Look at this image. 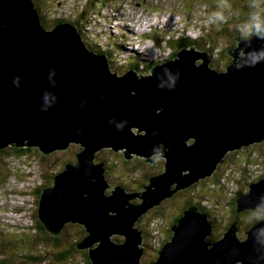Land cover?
<instances>
[{"label": "water", "instance_id": "water-1", "mask_svg": "<svg viewBox=\"0 0 264 264\" xmlns=\"http://www.w3.org/2000/svg\"><path fill=\"white\" fill-rule=\"evenodd\" d=\"M235 39L224 70L189 46L148 74L119 75L71 22L48 29L33 0H0V149L35 146L50 153L80 146L76 161L40 194L37 213L49 233L82 224L86 235L77 247L88 248L90 264H141L139 218L211 176L229 150L264 140V40ZM102 148L152 164L154 155L164 156L163 170L149 176L139 202L107 180L104 161L94 160ZM235 204L236 212L264 211V178L251 181ZM171 231L150 264H264V217L245 238L233 221L208 243L211 222L191 205Z\"/></svg>", "mask_w": 264, "mask_h": 264}, {"label": "rangeland", "instance_id": "rangeland-1", "mask_svg": "<svg viewBox=\"0 0 264 264\" xmlns=\"http://www.w3.org/2000/svg\"><path fill=\"white\" fill-rule=\"evenodd\" d=\"M94 1L97 3L94 4L96 9L91 12L86 11L85 14L92 22L88 27L92 29L94 26L95 30L101 33L102 41L111 35L119 42H123L121 52L114 51L110 59L108 58L111 70L117 71L119 75L129 69L131 63L128 61L135 60L131 58L135 55L140 58L141 63L144 62L139 64L141 65L138 69L139 74H148L151 68L146 66L147 63L153 62L155 66L163 60L173 58L174 52L182 48L183 43H186L189 37L190 41H194L200 50L212 48V53L209 54V65L215 69L224 70L226 62L230 61V56L224 51L233 47L228 46L232 40L231 35L235 34V27L248 18L244 16L249 15V0H228L232 7L225 11L226 22L220 25L212 24L210 21L206 23L210 14L218 10L219 0H91V3ZM86 2L87 0H52V3H44L48 7L46 18L49 20L57 17L63 18L73 13L80 15L79 12L83 11V5H86ZM101 2H104V5L100 4ZM240 16L244 17L243 22L240 21L243 18ZM212 40H215L213 47L210 46ZM79 149L78 144H71L65 149L43 153L37 147L32 146L19 159L13 156L11 151H8L9 154H0L1 174L2 172L6 174L8 170L9 176L4 181L0 178V226L2 230L0 233L2 236L21 240L26 238L27 233L35 227L33 215L37 213L40 194L43 188L52 184V182L48 183L51 174L62 170L64 163L72 162L69 159L72 156L76 158L73 153L78 152ZM123 158L125 161L122 150L113 151L110 148H102L95 153L94 160L96 162L105 160L108 164L113 161L115 164V161L123 163ZM152 158L155 164L145 161L146 158L143 156H132L128 159L129 164H116L117 167L108 169L106 178L112 185L115 181L127 189L140 190L137 179H142L147 173L155 174L163 170L164 156L159 157V154H156ZM2 161L5 167H1ZM260 178H264V140L254 142L247 147L229 150L211 176L201 179L193 186L175 191L159 205L150 208L147 214L145 213L146 216L139 222L143 231L140 244L143 247L141 264H150L156 260L154 250L157 248L151 246V240L156 243L157 240L160 242L162 239L170 238L173 219L181 213L188 199L192 200L191 205H197L194 202H199L208 214L212 225V231L208 234L211 242L220 239L225 231L224 226L229 225L236 217L238 219L237 235L241 239L245 238L247 235L244 230L250 221L254 217L261 218L264 211L258 207L242 210L237 212L240 214L234 218L232 200L237 197V194L239 195L238 190L247 191V183ZM5 226L10 229L6 230ZM75 226L67 228L72 239L77 235ZM144 231L148 234L146 237ZM63 239H60L62 244L59 246L52 244L49 239L38 244L30 242V245L16 243L15 247L27 251L35 250V252L45 249L42 252L47 257L45 263L41 261L34 264H62L54 260L52 254L57 247H61L66 242L65 238ZM85 250L88 251V248ZM75 255L74 259L70 262L65 261L64 264H84L81 262L82 255L80 253H75Z\"/></svg>", "mask_w": 264, "mask_h": 264}, {"label": "trees", "instance_id": "trees-1", "mask_svg": "<svg viewBox=\"0 0 264 264\" xmlns=\"http://www.w3.org/2000/svg\"><path fill=\"white\" fill-rule=\"evenodd\" d=\"M33 1H34V4H35V8L38 10L39 15L41 17V23L46 28L50 29L56 23H59V22L70 21V22H72L73 24L76 25L78 31L81 34L82 40L87 44V46H89V48L91 50H93V51H95L97 53H103L109 59H110V56L114 54V51L121 52V48H122V43L123 42L122 43L119 42L116 37L111 36V35H108V37L106 39L104 38V41H102L101 40V33H99L97 30H95V28H94L93 25H92L93 26L92 29H90V27H88V26H91V23L92 22L89 21V19L85 16V14H86V11L91 12L92 10L94 11L96 9V8H94V4H97L95 1L91 3V0H87L86 5H83V11H80L79 12L80 15H77V13H73L72 15H70L68 17H63V18L57 17V18H52L50 20L46 18V10H48V7H46V5L44 3H52V0H33ZM90 3H91V5H90ZM100 4H103L104 5V2H101ZM240 17H243V16H240ZM244 17L247 18L248 16L246 15ZM244 17L241 18L240 21L243 22L244 21ZM235 34L234 35H231V37H232L231 39L232 40L228 44V46H230V45H232V46L236 45V39L235 38H236L237 35H240V32L237 30V27H235ZM187 39H189V40L186 41V43H183L182 47L194 46L195 49L200 50V49H198V47L196 46L197 44L194 41H190V37L187 38ZM210 39H213V38H210ZM208 43L210 44V42H208ZM214 43H215V40L214 41L212 40V43H211L210 46L213 47L214 46ZM227 49H225V50H227ZM178 50H176L174 52L173 58L176 56V53H177ZM211 50H212V48L205 49V50H200V51H205L208 55L209 54L211 55V53H212ZM134 53L135 52H133V54ZM224 53H226V52L224 51ZM135 56L134 57H131L132 59H135V60H132V61L129 60L128 61V62L131 63V66H129V69H134L135 71L138 72V69L141 66L139 64H142V63L140 62V58L139 57H135ZM128 57H130V56H128ZM229 62L230 61H227L225 65H227ZM153 65H154L153 62H149V63H147L146 66H149L148 68L150 69L151 66H153ZM30 148L31 147H21V148H19V147H14V146H11L10 145V146H7L5 148L0 149V154H2V153L9 154L8 151H11L14 154L13 156H15V157H17V159H19V158H22L25 155L26 151L27 150H30ZM76 153H77V151H75L73 153V155L76 156ZM10 156H12V155H10ZM74 158L75 157L72 156V158L69 159V160L72 161V162H75L76 161V158H75V160H73ZM102 161H104V166L106 167L105 174L107 176L108 169H111L113 167H117L116 164H118V165L119 164H122V165L129 164L128 162L130 160L126 159L124 161V158H123L122 162L124 164L123 163H120L119 161H115V164L113 163V161L111 163H109V164L106 163L105 160H102ZM65 164L66 163H64V165ZM5 166L6 165L3 162L1 167H5ZM54 175L55 174H53V173L51 174V178H50V181H48V183L52 182ZM149 176H144L142 179H137V182H139V185L141 187V190L134 191L132 189H127L125 186H123V187H125L126 190H129L130 192H134V193H136L138 195L137 197H135V199H134L135 201L133 200L134 202H139L140 201L139 195L142 193V191L144 189V186H142V185H145L146 183H148V177ZM8 177H9L8 176V170H6V174H5V172L4 173L2 172V174H1V171H0V178L3 181L5 180V178L7 179ZM112 183H113V185L119 184V183H117L115 181L112 182ZM249 183H247V187H248V184ZM194 184H192V186ZM180 190H183V189H180ZM37 192L40 193L39 191H37ZM176 192H178V190ZM243 192H246V190L245 191L244 190H238V193L239 194H241ZM235 199H236V197L233 198V200H232V204H233V217L234 218L237 215L239 216V214H240V213H237L236 212ZM191 203H192V200L191 199L186 200V204L183 206L181 213L178 214V215H176L174 217L171 226L181 216L183 210L187 209L191 205ZM194 203L197 204V206L199 207V209L201 211H203L205 214H207L206 211L201 207V205H200L199 202L198 203L197 202H194ZM146 214L144 213L139 218V220L136 222V226L140 230L142 228H141L139 222H141L143 220V217H145ZM263 217H264V215H262L261 218L260 217H258V218L257 217H254V219L250 221V224L246 227V229L249 228L250 226H252L256 221L262 219ZM33 221H34L35 227H32L31 231L29 233H27V235L25 236L26 238H22V240L21 239H18V238H12V237H9V236H5V235L2 236V233H0V262L2 264H34L35 262H41V261H43L45 263V260L47 259V257H45L42 254V252L45 251V249H43L41 251H36V252H35V250L34 251H30V250L27 251L26 249H17L15 247L16 246V243L17 244L18 243H26V244L30 245L29 244L30 242H31V244L32 243L38 244L39 242H41L43 240H49L50 239L49 241L52 244H54L55 246H57V245L59 246V245L62 244V243H60V239H63V238H65V241L66 242L61 247H57L54 250L55 252H54V254H52V257L54 258V260H56L58 263H61L62 262V264H64L65 261L66 262L67 261L70 262L72 259H74V257L76 256L75 253H80L82 255V257H81L82 261L81 262H84V264H90V259H89V256H88V251L85 250V249H80V248L77 247V245L79 244V242L81 241V239H83V237L86 235L85 228H84V226L82 224H79V223H77V224L66 223L64 225L61 233H59L58 235H51V233H49L45 229L44 225L40 221V219L38 217V213H36V214L33 215ZM234 221H236L237 222V225H238V219H237V217L235 218ZM231 223H233V221ZM72 225H76L75 228H76V231H77L76 238H73V239H72L71 233H69L68 230H67V228L68 227H72ZM229 225L224 226L225 231L227 230V228L229 227ZM5 229L6 230H9L10 228L8 226H5ZM170 229H171V227H170ZM1 231L2 230H1V226H0V232ZM170 233H172V231H170ZM223 233H222V235H223ZM17 234H19V233H17ZM147 235L148 234L145 233V231H144V236L146 237ZM142 236H143V234H142ZM207 237H206V239H207ZM122 240H124V238H123L122 235H121V237H119L118 239H116V241H122ZM63 241H64V239H63ZM165 241H167V239H162L161 242H158V240H157L156 243H155V241L151 240V243H150L151 246L153 248H157L158 249V250L157 249L154 250L156 252V256H155L156 258L158 256L159 249L161 248V246L163 245V243ZM209 241H210V238H209ZM213 241H216V240H213ZM146 246H150V245H146ZM153 261H155V260H153Z\"/></svg>", "mask_w": 264, "mask_h": 264}, {"label": "clouds", "instance_id": "clouds-1", "mask_svg": "<svg viewBox=\"0 0 264 264\" xmlns=\"http://www.w3.org/2000/svg\"><path fill=\"white\" fill-rule=\"evenodd\" d=\"M231 7L228 0H219L218 10L210 14L206 23L210 21L212 24L220 25L226 22L225 11L230 10ZM248 8V18L237 26L240 36L249 42L251 38L264 40V0H249ZM241 55L243 56V53ZM255 64L256 61H253L250 66H255ZM235 67L239 68L241 65L236 64Z\"/></svg>", "mask_w": 264, "mask_h": 264}, {"label": "bare ground", "instance_id": "bare-ground-1", "mask_svg": "<svg viewBox=\"0 0 264 264\" xmlns=\"http://www.w3.org/2000/svg\"><path fill=\"white\" fill-rule=\"evenodd\" d=\"M231 13V12H230ZM234 21V20H233ZM65 22H70V21H65ZM72 23V22H71ZM57 24V23H56ZM73 24V23H72ZM122 34L124 35L125 33H124V31L122 32ZM222 51V50H221ZM133 55V54H132ZM144 62L142 61V64H143ZM80 147V146H79ZM160 157V156H159ZM142 159V158H141ZM37 169V168H36ZM180 189H184V188H180ZM180 189H178V191L180 190ZM177 191V190H176ZM175 192V191H174ZM173 192V193H174ZM18 209V208H17ZM207 217H208V215H207ZM208 219H209V217H208ZM210 221V220H209ZM70 223V222H69ZM17 224V223H16ZM163 238V237H162ZM166 239V238H165ZM161 242V241H160ZM158 250V249H157ZM22 259V258H21Z\"/></svg>", "mask_w": 264, "mask_h": 264}, {"label": "flooded vegetation", "instance_id": "flooded-vegetation-1", "mask_svg": "<svg viewBox=\"0 0 264 264\" xmlns=\"http://www.w3.org/2000/svg\"><path fill=\"white\" fill-rule=\"evenodd\" d=\"M130 159V158H129ZM151 174H153L152 172L151 173H147V174H145V176H149V175H151ZM149 178V177H148ZM111 184V183H110ZM147 184V183H146ZM145 184V185H146ZM145 185H142V186H145ZM141 190V189H140Z\"/></svg>", "mask_w": 264, "mask_h": 264}]
</instances>
